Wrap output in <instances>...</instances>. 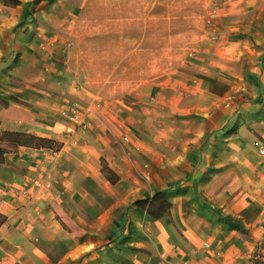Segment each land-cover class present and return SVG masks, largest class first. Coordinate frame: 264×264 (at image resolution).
<instances>
[{"label": "crops", "instance_id": "1", "mask_svg": "<svg viewBox=\"0 0 264 264\" xmlns=\"http://www.w3.org/2000/svg\"><path fill=\"white\" fill-rule=\"evenodd\" d=\"M16 1L0 0V264H229L249 252L255 240L223 217L246 229L264 212L252 200L264 199V0L205 23L195 9L208 0ZM241 11L251 19H231ZM105 59L107 71L174 74L70 121L61 112L83 92L67 71ZM42 177L50 187L37 190Z\"/></svg>", "mask_w": 264, "mask_h": 264}, {"label": "rangeland", "instance_id": "2", "mask_svg": "<svg viewBox=\"0 0 264 264\" xmlns=\"http://www.w3.org/2000/svg\"><path fill=\"white\" fill-rule=\"evenodd\" d=\"M250 1L251 0H244V3H251ZM239 3H241L239 0H208V6H206L207 14L201 13L202 8H200L197 3V7L195 9V18L197 23H205L206 20L208 19L207 21H209L210 18V21L212 22L214 19V16H212L213 9H218L219 12H222L225 8L227 11L229 7L233 6L236 10L235 7L239 5ZM263 14L264 13H261L259 17L262 18ZM235 17L238 20L247 21L251 19L252 13H245L243 11L236 13L232 12L231 19L236 20ZM134 18L135 17L131 20L133 21ZM137 19L139 18H136L135 20ZM104 55L106 54L104 53ZM111 62L106 59L97 61V63L90 65V67L94 68V70L91 71H67L66 79L69 84L72 83L74 86H78L79 90H82L83 98H68V104L65 106V109L74 104H78L83 107L81 109L77 108L81 111L84 110V106L86 107L89 102L93 101V103H101L111 101L114 98L123 97L124 95H129V93L132 94L136 91L135 88L141 81L151 82L155 81L157 78L161 79V77H170L174 74V71H107L106 66ZM85 63L86 62H84V65ZM104 68L106 69L104 70ZM78 94L81 95V93ZM45 145H49L51 148H56L55 145L50 143H45ZM252 193L254 197L256 196V198H252L253 202H256L255 200L257 199L260 203L258 204L259 207L264 210V199H260L258 197L259 193L257 192ZM254 206H256V203ZM255 214V209L250 210L249 218L251 219ZM263 216L264 212H262L258 221L251 223L249 228H246V234L242 233L245 239L252 238L255 240L250 251L244 252L236 259V261H232L229 264H264V230L259 228V224L260 221H262ZM249 230H251V234L248 232Z\"/></svg>", "mask_w": 264, "mask_h": 264}, {"label": "trees", "instance_id": "3", "mask_svg": "<svg viewBox=\"0 0 264 264\" xmlns=\"http://www.w3.org/2000/svg\"><path fill=\"white\" fill-rule=\"evenodd\" d=\"M3 2L5 4L7 3V4H12V5L18 4V1H16V0H3ZM0 104H4V103H0ZM15 137L17 138V141L15 140L16 143L20 144V145H29L30 146V145H33V142L34 143H40V144L47 142V140H45V139H37L31 135L15 134ZM3 153H4V150L2 148H0V161L2 160ZM102 171L105 174L106 178L110 182L115 181L116 177L112 175V173L109 171V169H107V167L103 166ZM223 220L227 225L239 230L243 234L247 233V230L242 226V224L239 221L234 220L231 216L227 215V216L223 217ZM263 238H264V236H263Z\"/></svg>", "mask_w": 264, "mask_h": 264}, {"label": "built area", "instance_id": "4", "mask_svg": "<svg viewBox=\"0 0 264 264\" xmlns=\"http://www.w3.org/2000/svg\"><path fill=\"white\" fill-rule=\"evenodd\" d=\"M214 12V10H213ZM78 106L76 104L67 107L66 109L62 110L61 114L64 115L66 118H68L70 121L77 122L79 120L80 112L79 109H77ZM123 141L128 142V138L126 136H123ZM138 149V147H135ZM259 153L261 155H264V147L260 148ZM32 185L35 189H48L50 187V181L46 177L42 178H35L32 180ZM203 246L205 248H208V243H203Z\"/></svg>", "mask_w": 264, "mask_h": 264}]
</instances>
